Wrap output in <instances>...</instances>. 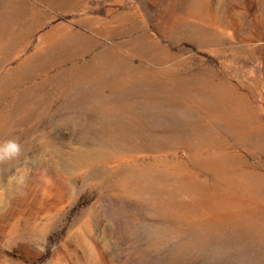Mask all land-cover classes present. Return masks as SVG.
Instances as JSON below:
<instances>
[{"label": "rangeland", "instance_id": "374dc122", "mask_svg": "<svg viewBox=\"0 0 264 264\" xmlns=\"http://www.w3.org/2000/svg\"><path fill=\"white\" fill-rule=\"evenodd\" d=\"M0 264H264V0H0Z\"/></svg>", "mask_w": 264, "mask_h": 264}, {"label": "clouds", "instance_id": "9594fccd", "mask_svg": "<svg viewBox=\"0 0 264 264\" xmlns=\"http://www.w3.org/2000/svg\"><path fill=\"white\" fill-rule=\"evenodd\" d=\"M19 151V146L15 142H5L0 145V158L14 157Z\"/></svg>", "mask_w": 264, "mask_h": 264}]
</instances>
